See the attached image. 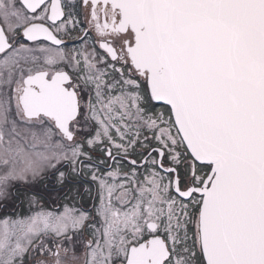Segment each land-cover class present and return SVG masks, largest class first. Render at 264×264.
<instances>
[{
  "label": "snow or ice",
  "instance_id": "obj_1",
  "mask_svg": "<svg viewBox=\"0 0 264 264\" xmlns=\"http://www.w3.org/2000/svg\"><path fill=\"white\" fill-rule=\"evenodd\" d=\"M0 264H264V0H0Z\"/></svg>",
  "mask_w": 264,
  "mask_h": 264
}]
</instances>
